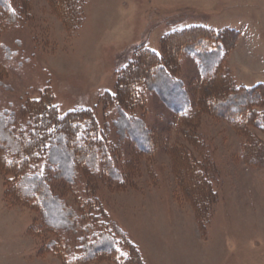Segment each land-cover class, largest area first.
<instances>
[{"label": "rangeland", "instance_id": "obj_1", "mask_svg": "<svg viewBox=\"0 0 264 264\" xmlns=\"http://www.w3.org/2000/svg\"><path fill=\"white\" fill-rule=\"evenodd\" d=\"M11 4L15 20L8 22L0 13V111L24 123L26 101L46 90L59 114L89 110L99 134L117 150L109 156L120 175L104 172L100 157L93 176L79 171L74 184L39 165L53 192L77 217L84 205L81 225L103 223L114 238L113 252L80 263L84 231L43 226L31 204L5 195L6 177L0 173V264H264V221L247 223L223 211L233 206L246 216L264 213V206L253 204L263 197L264 165H248L241 157L247 136L264 142V120L258 126L253 121L232 124L193 99L206 97L202 86L215 73L202 75L197 57L181 50L171 56L177 60L174 74L193 99L188 120L154 91H144L142 104L125 106L154 133L155 145L146 146L147 152L138 153L131 139L118 135L117 102L106 100L116 94L121 70L136 64L139 48L167 60L163 45L171 37L182 38L193 25L209 27L215 36L225 32L221 81L228 78L235 87L264 85V0H77L71 23L57 0ZM231 28L237 33L226 32ZM257 103V111L264 113V101ZM192 167L211 187V195L200 199L201 204L205 200L203 211L189 179ZM233 199L240 205L231 204ZM197 207L203 225L196 220ZM240 237L246 239L237 246ZM249 239H255V248L246 244Z\"/></svg>", "mask_w": 264, "mask_h": 264}, {"label": "trees", "instance_id": "obj_2", "mask_svg": "<svg viewBox=\"0 0 264 264\" xmlns=\"http://www.w3.org/2000/svg\"><path fill=\"white\" fill-rule=\"evenodd\" d=\"M57 1L66 22H73L77 15V0ZM0 7V13L6 21L12 22L17 18L11 0H0ZM22 9H25L24 4ZM187 30L188 33L182 38L173 40L174 37H171V43L163 45L164 52L166 50L168 53L167 60L152 49L139 48V57L132 69H129L128 65L121 70L116 94L106 96V100L117 102L118 118L114 124L118 135L131 139L138 153L147 152L148 147H153L155 136L153 131L146 127L143 119L127 112L125 106L142 104V96L146 90L154 91L169 109L184 120L189 118L193 99L202 106L207 105L213 114L232 124H248L253 121V126H258L264 120V113L256 109L257 102L264 101L262 83L235 87L228 78L224 81L219 79L222 58L220 53L225 42V32H217L215 36L211 28L204 25L188 26ZM226 32L237 33L232 28ZM212 46L213 49H208ZM178 50L197 57L202 75L212 71L215 73L211 78L213 81L202 86L207 94L202 100L198 96L191 100L180 79L173 72L177 67V60L171 53ZM224 78L226 79V76ZM217 79L219 81L214 83ZM51 97V93L46 90L39 98L27 100L22 113L26 118L24 123L18 120L14 113L0 111V173L6 177L5 195L24 204H31L38 210L39 221L43 226L53 231L73 234L80 229L84 231L79 238L81 253L76 259V262L83 263L85 260L94 259L98 254L113 252L116 248L114 238L104 230L103 223L89 220L81 225V221L86 219L84 205L83 211L77 217V213L53 192L49 176L39 170V165L44 163L58 180L74 184L79 171L82 175L93 176L100 157L104 172L117 177L120 173L112 165L113 157L109 156V153L115 154L117 150L99 134L96 120L89 110L76 109L59 114ZM247 138L248 144L241 152V157L248 165H264V142L255 143L254 138ZM188 171L189 179L196 188L193 191L196 193L197 203L201 204L203 195H211V187L195 167ZM204 203L205 200L200 205L202 211L205 208ZM198 207L194 208L196 220L203 225V216L200 215ZM89 233L91 239L88 240ZM127 259L131 261L132 258ZM139 259L141 261L140 257Z\"/></svg>", "mask_w": 264, "mask_h": 264}, {"label": "crops", "instance_id": "obj_3", "mask_svg": "<svg viewBox=\"0 0 264 264\" xmlns=\"http://www.w3.org/2000/svg\"><path fill=\"white\" fill-rule=\"evenodd\" d=\"M261 191L263 192V197H260V199L257 198V200L255 198L254 201H253V204H257L256 205V207L258 206L257 208H261V207L264 206V189H262ZM261 200H263V201H261ZM229 202L231 204H233V205H237V204L240 205L239 202L237 200L235 201L234 199L232 201L230 200ZM224 208L225 209L223 211H232V214H235V216L240 217L242 220L248 221L247 223H249V222H252V223L254 222L255 223L257 221H264V213H258V214H255L254 213L253 216H251V214H249V215L246 216V215H244V213L241 214V213H238L237 211H235V209L233 208V206H232V209L231 210L228 208V206H226ZM240 238H238V239L235 240L237 246L240 244V241H244L246 239V238H241V239ZM255 239H253V240H250V239L249 240H246V241H248L246 244L247 245L251 244L250 245V246H252L251 248H255L256 247V245H255V242H256ZM198 241H197V244L196 245H199L200 243H202V242H198ZM251 248L248 247V251H250ZM143 260H145L144 257H143ZM145 264H147L146 261H145Z\"/></svg>", "mask_w": 264, "mask_h": 264}]
</instances>
